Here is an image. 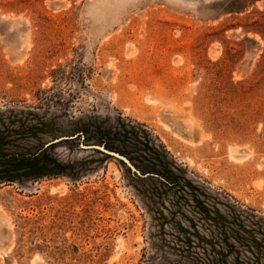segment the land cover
<instances>
[{"label": "rangeland", "instance_id": "obj_1", "mask_svg": "<svg viewBox=\"0 0 264 264\" xmlns=\"http://www.w3.org/2000/svg\"><path fill=\"white\" fill-rule=\"evenodd\" d=\"M0 131V264H264V0H0Z\"/></svg>", "mask_w": 264, "mask_h": 264}, {"label": "trees", "instance_id": "obj_2", "mask_svg": "<svg viewBox=\"0 0 264 264\" xmlns=\"http://www.w3.org/2000/svg\"><path fill=\"white\" fill-rule=\"evenodd\" d=\"M6 132L10 134V131ZM7 144L9 142L4 137V132L0 131V183H13L19 181L20 178L37 181L63 174L64 169L61 164L55 159H49V156L45 154L50 146L44 145L35 154H23L6 153L4 149Z\"/></svg>", "mask_w": 264, "mask_h": 264}, {"label": "water", "instance_id": "obj_3", "mask_svg": "<svg viewBox=\"0 0 264 264\" xmlns=\"http://www.w3.org/2000/svg\"><path fill=\"white\" fill-rule=\"evenodd\" d=\"M68 139H71L69 137H62V138H59L57 139L56 141L50 143L51 144H54V143H58V142H61V141H64V140H68ZM86 149H95V150H99V151H102L103 153L109 155V156H112V157H115L116 159L122 161L123 163H125L129 168H131L134 172L138 173L139 175H141L140 171H138L136 169V167L132 164V162L124 155H122L121 153H118V152H115V151H111L109 149H107L106 147L104 146H98V145H92V146H85Z\"/></svg>", "mask_w": 264, "mask_h": 264}]
</instances>
